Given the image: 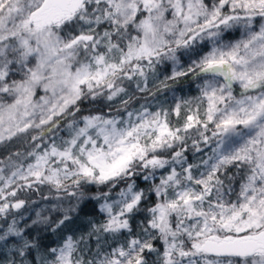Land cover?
Instances as JSON below:
<instances>
[{
	"label": "snow or ice",
	"instance_id": "snow-or-ice-1",
	"mask_svg": "<svg viewBox=\"0 0 264 264\" xmlns=\"http://www.w3.org/2000/svg\"><path fill=\"white\" fill-rule=\"evenodd\" d=\"M98 97L119 106L82 114ZM22 137L0 159V264H264V0H0V144ZM45 185L59 218L18 217ZM91 202L87 235L40 243Z\"/></svg>",
	"mask_w": 264,
	"mask_h": 264
},
{
	"label": "trees",
	"instance_id": "trees-1",
	"mask_svg": "<svg viewBox=\"0 0 264 264\" xmlns=\"http://www.w3.org/2000/svg\"><path fill=\"white\" fill-rule=\"evenodd\" d=\"M198 82L199 81L197 80L195 83L197 84ZM158 83L149 86V88L155 91V88L158 85ZM172 90L180 95L190 96L194 94L195 86L192 84L185 83L175 87ZM168 95H169V91H162L158 93L156 97L153 99L152 97L148 96L147 93L141 94L139 92H136L134 94L132 107L135 108L138 105L140 106V104H145L153 101H160L161 99H164ZM110 106L112 107L119 106V100L108 102L102 97H98L95 101L89 99L81 104V108L84 110L82 114H88L89 112H95V111H107ZM60 135H64V133L62 132L60 133ZM29 150H30L29 143L26 138L22 137L19 139H13L10 142H6L5 145L2 144L0 146V159H3L4 157L12 153H16V152L26 153ZM137 183L139 184L140 187L146 186L140 180H137ZM39 189L40 190L38 191L28 192L25 195L21 196L20 198L25 199L27 201V206L29 208L32 207L39 208L40 211L39 213L42 216H49L53 220H56L57 218H59L61 206L64 203V201L60 199L64 197V193L63 192L58 193L54 189L46 185L41 186ZM98 191H103V189L99 187H90L87 190V194L95 195ZM154 199L155 197L151 198V200ZM50 206H55L56 212H52L50 210ZM29 218L36 219V214L30 213L27 217H24V220H27L28 223H31V219ZM138 219L142 220L143 216L138 217ZM89 220L95 223H99L104 220V216L98 211V204L96 202L86 203L82 205L81 211L79 212L78 216H75L73 218V221L70 224H67L63 229L57 230L54 233L45 230L36 233V235L42 237L40 243L45 246L52 244L53 241H56L58 243L66 234H75L76 236L87 235V233L91 230V225L88 223ZM23 222L24 221L22 220L21 224H23ZM107 239L109 242H111V238H107ZM91 247L93 249H95L96 247L94 243V239L93 242L91 243ZM43 250L44 249L42 248L41 252H43ZM29 259H31V257Z\"/></svg>",
	"mask_w": 264,
	"mask_h": 264
},
{
	"label": "rangeland",
	"instance_id": "rangeland-1",
	"mask_svg": "<svg viewBox=\"0 0 264 264\" xmlns=\"http://www.w3.org/2000/svg\"><path fill=\"white\" fill-rule=\"evenodd\" d=\"M240 38V35L239 33H235L234 35H230V36H226V39L227 40H232V39H238ZM205 51H207V49H205ZM169 72V67L168 66H165L164 68H157V73H158V76H159V80H162L163 79V75H160V73H164V74H167ZM159 80H153L152 78H150L149 80V86L155 84V83H158ZM200 81L197 83L199 84ZM129 91H132V89L130 88ZM173 93L175 94V96L179 99V98H183V99H189L191 97H194V96H197L199 93L196 91H194V94L193 95H190V96H185V95H180L178 93H176L175 91L171 90L169 91V95L166 96L164 99H161L160 101H153V102H149V103H145V104H150L152 106L151 110L152 111H155L156 110V107L157 105H163L164 107L166 108H170L172 105H173ZM39 95H43V92H40ZM141 105V104H140ZM140 106L138 105L137 107L135 108H139ZM182 115H183V112H182ZM14 139H17V138H14ZM2 144H6V143H2ZM0 144V146L2 145ZM198 159V157L196 158ZM189 160L190 162H193V156L190 155L189 156ZM234 173V169H229L228 172H227V175H232ZM221 179H224V177H221ZM225 183L227 184L228 181L225 180ZM40 190V189H39ZM63 207H66L67 206V203L64 202L62 204ZM45 207V206H44ZM58 208V207H57ZM50 210L52 212H56V209L54 206H50ZM37 212H40L39 211V208L37 207H32V208H29L26 204V207L25 208H22L19 210V214H18V217L19 215L22 214L23 217H27L30 213H34L36 214Z\"/></svg>",
	"mask_w": 264,
	"mask_h": 264
}]
</instances>
